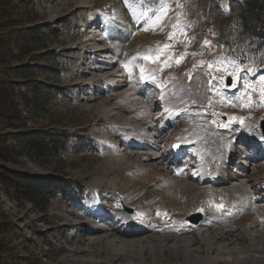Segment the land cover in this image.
Wrapping results in <instances>:
<instances>
[{
  "label": "rangeland",
  "instance_id": "374dc122",
  "mask_svg": "<svg viewBox=\"0 0 264 264\" xmlns=\"http://www.w3.org/2000/svg\"><path fill=\"white\" fill-rule=\"evenodd\" d=\"M100 1L25 0V9L21 8L28 16L38 15L35 24L53 29L52 35L44 38L47 47L44 51L57 55L49 64L52 69L41 72L39 66L33 68L36 78L50 87V94L42 111L30 115L21 111L27 117L26 124L34 129L55 126L75 136L53 160L44 158L35 162L19 155L8 166L33 173L42 183L57 176L69 179L78 184L77 191L81 193L82 183L85 195L81 205L57 195L46 207L35 206L14 200L0 186L3 210L22 236L17 243L22 250L26 247L41 264H139L141 257L147 264H183L184 258L175 253L174 247L177 244L185 247L189 243L195 251L191 257L201 255L194 230L212 211L211 215L221 221L233 218L227 223L235 227V235L232 231L212 228L204 235L209 239L215 237L213 257L216 263L231 264L220 246L228 243L230 235L244 236L240 220L246 215L248 205L250 208V202L238 204L237 198L243 194L238 188L234 192L224 189L223 195L199 196L191 200L190 187L186 189L183 181L193 180L190 170L198 163L196 153L202 151V155H206L205 165H222L226 176L228 174L226 178L234 181L247 177L252 190L251 201L256 198L264 205V190L259 178H255L264 174V140L261 138L249 145L250 131L260 132L258 122L264 118L261 92L264 78L257 77L252 67L246 69L243 64L228 59L229 49L224 52V60L210 63L204 34L197 22H191L193 16L188 5H181L177 10L179 0H163V6L161 0H125L133 20V25L126 26L118 21L111 26V8H103ZM109 2L104 5L110 6ZM222 7L226 10L223 2ZM117 31L120 33L116 34ZM42 63V60L36 61L37 65ZM149 69L151 78L142 80L146 73L143 71ZM262 71L258 73H264ZM227 79H230L229 86ZM169 82L174 84L175 93L171 95L176 101L173 102L169 101L170 94L165 95ZM191 93L201 96L177 113L178 104L195 99ZM162 102L170 103L167 109L175 114L171 122L161 114ZM144 105H148V121L141 118L146 115ZM180 116L191 118L193 128L198 130H202L203 122L210 123L215 138L208 140L203 136L201 139L193 132L194 137H189L192 144L179 149L185 151L184 154L171 152L173 143L169 140L175 134L172 126L180 123ZM142 124L147 126L144 133L136 134L141 138H129L134 135V128H141ZM156 131L159 133L155 137ZM231 140L232 148L239 150L236 149V156L221 164L220 154ZM218 141L221 145L224 143L223 146L219 144L220 148H217ZM209 144H212L210 149ZM150 145L159 148L155 151ZM162 151L166 153L164 156L160 155ZM117 154L129 155L132 162H116ZM101 171L102 175L95 180L96 173ZM220 178L213 182H207L204 177L196 180L202 186L219 189ZM135 182L143 184L137 194L140 202L127 203L126 197L132 193ZM241 206L245 212L240 211ZM111 211H122L127 221L118 223ZM196 213H201V219L197 223L190 222L189 217ZM257 219L264 223L263 217ZM124 236L140 241L137 254L119 243L98 241L101 237L121 240ZM149 242L161 249H152ZM255 250L260 251V246Z\"/></svg>",
  "mask_w": 264,
  "mask_h": 264
},
{
  "label": "trees",
  "instance_id": "16d2710c",
  "mask_svg": "<svg viewBox=\"0 0 264 264\" xmlns=\"http://www.w3.org/2000/svg\"><path fill=\"white\" fill-rule=\"evenodd\" d=\"M24 1L0 0V186L14 200L35 206L46 207L57 195L81 205L85 195L82 183L81 193L77 191L78 184L69 179L57 176L42 183L31 172L8 166L19 155L35 162L44 158L53 160L75 136L50 125L30 128L21 112L30 115L42 111L48 104L50 87L36 78L33 68L39 66L41 72L48 71L57 56L44 51L47 48L44 38L51 36L53 29L35 24L38 15L24 14L21 11L25 9ZM179 1L177 10L181 5H188L194 18L190 17L191 22H197L203 32L210 63L224 60V52L229 49L228 59L243 64L244 68L264 67V0ZM38 59L42 60L41 65L36 64ZM73 194L77 197H72ZM3 205L0 198V264H41L26 247L22 250L17 243L22 236Z\"/></svg>",
  "mask_w": 264,
  "mask_h": 264
},
{
  "label": "bare ground",
  "instance_id": "6f19581e",
  "mask_svg": "<svg viewBox=\"0 0 264 264\" xmlns=\"http://www.w3.org/2000/svg\"><path fill=\"white\" fill-rule=\"evenodd\" d=\"M107 1H110L111 4L110 6H105L104 5V2H107ZM109 2V3H110ZM100 4L103 6V8H106L107 10H109L108 8H111L110 11H109V15L111 16L112 20L111 22H109V24H111V26L114 24V21H118L122 24H124V26L126 25H129L131 23V25H133V20H132V16H131V19H130V15H129V7L126 6V3H125V0H101L100 1ZM99 5V4H98ZM109 5V4H108ZM102 8V7H101ZM117 22V23H118ZM114 26V25H113ZM119 29V28H117ZM120 33L119 31L116 32V34ZM111 35H115L114 33H112ZM136 38V37H135ZM142 40V39H141ZM139 41V40H138ZM132 46V44H131ZM137 46V45H136ZM138 47V46H137ZM140 47V46H139ZM116 50L119 51L118 48L114 47ZM138 49V48H137ZM136 49V50H137ZM115 50V51H116ZM139 50V49H138ZM127 52V51H126ZM115 54H117V52H115ZM122 54H123V51H122ZM121 54V55H122ZM121 55H119L121 57ZM155 71V70H154ZM143 72H146L145 74L142 75V80L144 79H148V78H151L150 76V70L149 72L147 70L143 71ZM156 76V75H155ZM172 85L173 82H169L168 84V89L165 91V95L167 94H170V99L169 101L173 102V101H176L172 98V93L174 92V89L172 88ZM165 90V89H164ZM175 93V92H174ZM201 96V95H200ZM198 93H191V97H194L195 99H191L190 101H184L183 103L181 104H178V106L176 107L177 109L175 110L177 113H180V111L184 110L183 108H186V105L187 103L189 102H194L196 101L199 97ZM190 97V96H189ZM161 102V101H160ZM159 103V101H158ZM160 104V103H159ZM170 103L168 102H162V106L160 108L161 111H163V113H161L164 117V119H167L169 122H171L173 119H174V112L171 110V109H167V107L169 106ZM173 105V104H172ZM175 105H177V103H175ZM145 107L143 108L146 112V115L144 114L141 118L142 120H146L148 121V105H144ZM160 106V105H159ZM175 107V106H174ZM159 110V111H160ZM160 111V112H161ZM108 116V115H107ZM183 116V115H182ZM181 117V121L178 125H173L172 126V129L175 131V134L174 135V138H172L171 140L169 141H172V145L173 147L171 148V152L173 153H178L179 151L177 150L176 148V143L183 140V139H187V137H194L193 135V132H197V134L201 137V139L203 138V136H206L205 138L208 139V138H215L213 137L212 135V131L210 129V123L208 124L207 122H203V128L202 130H198L197 128H193L194 127V121L189 118L188 116L187 117ZM109 117V116H108ZM140 117H136L137 120L141 119ZM135 119V120H136ZM112 120V119H111ZM152 120V119H151ZM133 122V121H132ZM178 123V122H177ZM128 126L130 125L127 124ZM151 125V124H150ZM171 126V125H170ZM201 126V125H200ZM209 126V128H207ZM147 126H145L144 124H142L141 128L140 127H135L134 128V135H130L129 138L131 139H134L135 137H138V138H141L140 136H137L136 134H142L144 133V130L146 129ZM199 127V126H198ZM140 129V130H139ZM171 129V130H172ZM123 131H125L123 129ZM156 133H159L158 131L154 132V135L156 137ZM250 138H252V140L254 142L256 141H260L261 139V134L258 130L256 129H253L252 131H250ZM232 136V135H231ZM151 137V135H150ZM218 137V135H217ZM229 137V136H227ZM236 135H233L231 138H235ZM241 137V132L239 133V138ZM154 138V137H153ZM223 138V137H222ZM221 138V139H222ZM237 138V137H236ZM238 138V139H239ZM217 139V138H216ZM156 140V139H155ZM210 140V139H208ZM213 140V139H212ZM225 140V139H223ZM134 141V140H133ZM168 141V140H167ZM194 141V140H193ZM205 141V139L203 140ZM154 142V141H152ZM207 144V141H205ZM222 142V140H221ZM225 142V141H224ZM232 142V140H231ZM229 143V145L226 147V149L223 151L222 154H220L221 156V164L225 163L224 159H231L232 157L236 156L235 155V151L237 148H232L234 144L232 143ZM171 143V142H170ZM253 142H251L249 145H252ZM220 142L218 141L217 143V148H220L219 146ZM239 144V143H238ZM241 144V143H240ZM216 145V144H215ZM221 145V144H220ZM224 145V143H223ZM221 145V146H223ZM248 145V146H249ZM151 146V145H150ZM207 146V145H205ZM209 149L211 148L212 144H209ZM155 145L151 146V148L153 150H158V148H154ZM236 147V145H235ZM244 147V146H243ZM216 148V149H217ZM223 149V147H221ZM221 150V149H220ZM246 150V149H245ZM264 150V149H263ZM197 151V150H196ZM214 152V151H213ZM140 153V152H138ZM143 153V152H142ZM145 154V153H144ZM152 154V153H151ZM150 154V155H151ZM166 153L165 151H162L160 153L161 156H164ZM199 154V153H197ZM218 154V153H217ZM243 154H245V152H243ZM215 155V153H214ZM219 155V154H218ZM117 159L116 162H119V160H124L125 162H129L131 163V158L128 156H122L120 154H117ZM131 156V155H130ZM215 157V156H214ZM219 157V156H217ZM162 158V157H161ZM204 158V155L200 156L199 159H203ZM244 158V157H243ZM114 159V158H113ZM161 160V159H159ZM214 160V159H213ZM217 160V161H219ZM211 161V160H210ZM112 162V161H111ZM161 162V161H160ZM213 162V161H212ZM110 163V161H109ZM113 163V162H112ZM123 163V162H122ZM163 164V163H161ZM208 164V163H207ZM118 165V164H116ZM134 165V164H133ZM135 166H138L135 164ZM160 166V165H159ZM162 166V165H161ZM207 166V165H206ZM222 166V165H221ZM221 166H211L210 167V171H212V173L210 174V176H213L215 174H219V177L220 180H219V185H220V188L219 189H215V188H210L209 186H202L200 182H198V180H196L197 178L199 177H204V179L207 177V176H202L201 173H202V169H204L205 167H200L198 166V164H195L193 166V168L190 170V172L192 173L190 176L192 177L193 180L189 179L188 181L187 180H184V186L186 189L189 190V187H190V190H189V193H190V198L191 200H194L195 198L199 197V196H216V195H221L225 190H228V189H232V191L235 189V188H238L239 190L241 189V191H243V194L239 195V197L237 198L238 199V204L239 202H244V201H249L250 202V208H249V205L248 207L246 208L247 210V213L246 215L244 216L243 220L241 219L240 221H243V225H244V228H243V231H244V236H228V240L226 242V244H224L223 246H220V249H222L224 251V253L226 254V258H229L231 259V264H264V258L263 256L261 255L262 253V246H264V223L263 222H260L258 221V216L259 217H263L264 218V205L260 204L259 203V199H254V201H251L252 198L250 197V194H251V191L250 190V187L247 183V177L244 179V177L242 178H239L238 180H234L233 179H228L226 178L228 176H226L225 172L226 170H223V168ZM208 167V166H207ZM140 168V167H139ZM162 168V167H161ZM226 169V167H225ZM138 171V170H137ZM255 173V172H254ZM102 175V171L101 173H96V178L95 180L98 179V177H100ZM226 176V177H225ZM253 176V175H252ZM165 177V176H164ZM256 180L259 178L260 180V185L263 187V190H264V174L261 175V176H257L255 177ZM156 179V178H155ZM166 179V178H165ZM168 179V178H167ZM178 179V178H177ZM119 180V179H118ZM195 180V181H194ZM206 180V179H205ZM167 181V180H166ZM164 182V181H163ZM204 182V180H203ZM96 184H98L99 182H95ZM127 183H125V186H126ZM171 184V183H170ZM132 185V184H131ZM130 185V186H131ZM134 186L132 187V193L128 194V196L126 197V201L128 200L127 203H131V202H134L135 200H137V202H140V198L139 196H137V194H140L139 192L141 188L140 186H142L143 184L140 183V182H135L133 184ZM168 185V184H167ZM123 186V185H122ZM171 187V185H170ZM128 188V187H127ZM144 188V187H143ZM116 189V188H115ZM169 190V189H168ZM238 190V192H239ZM129 191V190H127ZM149 191V190H148ZM167 191V189H166ZM170 191V190H169ZM125 192V191H124ZM234 192V191H233ZM232 192V193H233ZM128 193V192H127ZM94 194V193H93ZM150 194V193H149ZM153 194V193H152ZM172 194V193H171ZM234 194V193H233ZM223 195V194H222ZM148 196V195H147ZM169 196V195H168ZM238 196V195H237ZM165 197V196H164ZM189 197V196H188ZM223 197V196H222ZM125 198V197H124ZM159 198V197H158ZM163 198V197H162ZM157 199V198H155ZM170 199V198H169ZM160 200V199H159ZM166 201V200H165ZM224 201H226V199H224ZM229 201V199H228ZM257 201V202H256ZM125 202V200H124ZM148 202H152V201H148ZM157 202V201H156ZM227 203V202H226ZM256 203V204H255ZM134 204V203H133ZM161 204V203H159ZM229 204V202H228ZM245 204V203H244ZM251 204H255V205H251ZM240 205V204H239ZM171 206V205H170ZM246 206V204H245ZM236 207V206H235ZM227 208V207H226ZM237 208V207H236ZM240 211H242L241 209L242 206L239 208ZM250 209V210H249ZM182 210V209H181ZM235 210V209H234ZM244 210V209H243ZM236 211L239 212V210L236 209ZM112 212V211H111ZM214 212V211H213ZM242 212H245V211H242ZM209 213V212H208ZM212 211L210 212V215H205L204 218L202 219V221L200 222V226H198L197 228H195L194 232L196 234V237L198 238V243L197 245L199 246L198 248H201L202 249V253L201 255H195L193 258L191 257L192 256V253H194L195 251L191 249L192 247V244H189L187 243L185 245V247H181L178 246V244L176 245L174 243V245H176L174 247V251L175 253H180V255L184 258V262L183 264H217L214 257H213V249H214V245H215V237L214 239L211 237V239H209L207 236L204 237V235H206L207 233V230H211L214 229V231L216 230H226V231H232L233 234L235 235V230H234V226L230 225L228 222V220L230 219H233V218H230V217H227L228 220H219L215 217H213L211 215ZM113 218L117 220L118 223H124L125 221H127V216L121 212H112L111 213ZM219 213H216V216H219L218 215ZM241 214V212L239 213ZM238 214V215H239ZM224 215V214H223ZM236 215V214H235ZM237 215V216H238ZM244 215V214H243ZM258 215V216H257ZM241 216V215H240ZM223 217V216H222ZM226 217V216H224ZM112 218V219H113ZM220 218V217H219ZM241 223V222H240ZM217 225V226H216ZM241 225V224H240ZM216 226V227H214ZM116 227V226H115ZM190 228V227H189ZM114 230V229H112ZM240 230V229H239ZM243 233V232H242ZM113 234V233H112ZM105 235V234H104ZM107 235V234H106ZM111 235V234H109ZM91 237V236H90ZM243 237V238H242ZM117 238V237H116ZM115 237L113 238H108V237H101L98 239V241L100 242H108L109 244H121L124 249H132V254H137L138 252V246H140V241L139 240H129V238L127 237H121V240H118L116 239ZM203 240L206 241L203 243ZM212 240V241H210ZM146 241V240H145ZM187 241V240H186ZM190 241V240H189ZM190 242H193V240L191 239ZM148 243V242H147ZM150 243V242H149ZM194 243V242H193ZM261 244V245H258V244ZM89 245V244H88ZM107 245V244H106ZM184 245V244H183ZM196 245V246H197ZM219 245V244H218ZM149 246L152 248V249H158L160 250L161 247L160 246H156L155 244L153 243H150ZM260 246V251H256L255 249L257 247ZM149 247V248H150ZM195 247V246H193ZM121 248V247H120ZM147 248V247H145ZM143 248V249H145ZM264 249V248H263ZM198 250V249H197ZM130 254V255H132ZM258 254V256L256 255ZM139 264H147L146 261L143 259V257L140 258L139 260Z\"/></svg>",
  "mask_w": 264,
  "mask_h": 264
},
{
  "label": "water",
  "instance_id": "95a60500",
  "mask_svg": "<svg viewBox=\"0 0 264 264\" xmlns=\"http://www.w3.org/2000/svg\"><path fill=\"white\" fill-rule=\"evenodd\" d=\"M227 84H229V81L227 82ZM259 127L261 129V132L263 134V137H264V119H262L260 122H259ZM201 218V215L200 214H197V215H194L192 217L189 218V220L193 223H196L198 222V220Z\"/></svg>",
  "mask_w": 264,
  "mask_h": 264
},
{
  "label": "snow or ice",
  "instance_id": "6c2138e0",
  "mask_svg": "<svg viewBox=\"0 0 264 264\" xmlns=\"http://www.w3.org/2000/svg\"><path fill=\"white\" fill-rule=\"evenodd\" d=\"M161 4L163 6V0H161ZM261 92H262V96H264V88L261 89Z\"/></svg>",
  "mask_w": 264,
  "mask_h": 264
}]
</instances>
